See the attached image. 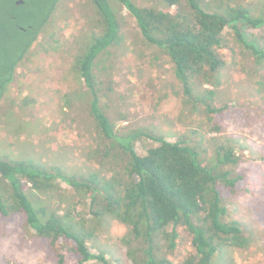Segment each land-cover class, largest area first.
Here are the masks:
<instances>
[{
  "label": "rangeland",
  "instance_id": "rangeland-1",
  "mask_svg": "<svg viewBox=\"0 0 264 264\" xmlns=\"http://www.w3.org/2000/svg\"><path fill=\"white\" fill-rule=\"evenodd\" d=\"M8 1L0 0L1 12L8 9ZM51 2L23 0L16 12L25 11L30 5L34 12L42 13ZM203 2L214 11L222 10L218 9L220 4H229L264 18V0ZM53 8L49 21L38 29L41 33L15 67L12 81L0 100V157L26 159L47 169L57 167L68 174L96 172L109 177L112 166L116 169L118 166L113 158L104 163L97 161L96 149L102 148L103 143L89 114L86 88L71 71L74 56L98 26V14L89 0H57ZM119 15L122 42L111 48L95 69L98 89L102 90L100 108L118 134L135 131L142 134L143 139L135 143L138 150L141 143L145 148L154 147L157 143L152 138L175 142L178 137H186L191 145H201L206 156L212 157L214 139L223 136L235 141L238 164L229 168L230 177L238 180L234 187L224 189L222 204L225 220L237 221L252 232L253 242L246 249H225L214 261L216 264H264V61L256 65L252 52L227 28L219 50L224 61L219 87L208 93L213 87L193 78L187 85L191 94H187L163 50L140 36L127 11L121 9ZM10 19L7 23L4 20L0 44L13 47L12 40L21 37L17 34L19 26H13ZM39 19L29 20V24ZM19 24L28 22L24 18ZM29 24L26 26L31 28ZM241 30L248 43L264 50V25L246 26ZM195 97L210 102L214 109L230 104L215 120L219 133L210 132L204 105L195 102ZM22 100L27 102L21 104ZM58 183L61 189L54 201L64 211L70 208L72 196L68 195L70 189L63 180L59 179ZM244 187L248 192L241 191ZM76 195L82 198L81 194ZM88 202L87 198L76 207L72 224L84 235L96 228L95 235L86 238L90 251L93 254L102 251L112 264H130L119 243L127 228L111 218L101 220L97 226L98 221L89 213ZM177 231L175 248L162 250L167 264H181L193 252L190 235L183 229ZM1 255L8 257L9 264H54L46 240L24 228L23 219L16 215L0 226ZM65 264L75 262L67 257Z\"/></svg>",
  "mask_w": 264,
  "mask_h": 264
},
{
  "label": "trees",
  "instance_id": "trees-1",
  "mask_svg": "<svg viewBox=\"0 0 264 264\" xmlns=\"http://www.w3.org/2000/svg\"><path fill=\"white\" fill-rule=\"evenodd\" d=\"M50 1L42 13L34 12L30 5L25 11L16 12L19 5L15 0L8 1L6 11H0V32L4 20L7 23L10 18L13 26L24 28L18 27L21 38L12 40L13 47L0 44V100L12 81L15 67L41 33L38 29L49 21L57 0ZM89 1L97 11L98 26L74 56L71 71L86 88L89 114L103 143L102 148L96 149L97 161L104 163L113 158L118 168L112 166L109 177L96 172L76 175L57 167L47 169L26 159L0 157V226L14 215L20 216L24 228L46 240L54 264H65L67 257L75 264H112L102 251L93 254L87 246L86 238L95 235L96 228L84 235L72 224L76 207L88 198V210L98 221L97 226L101 220L111 218L127 228L119 243L130 264H167L162 250L175 248L178 229L190 235L193 250L181 264H216L215 257L225 249L248 248L253 242L252 232L237 221L225 220L221 198L224 189L234 187L238 180L230 177L229 168L238 164L235 141L223 136L214 139L212 157L206 156L201 145H191L186 137H178L175 142L152 138L157 143L154 147L145 148L141 143V148L135 149V143L143 136L136 131L120 135L114 130L99 106L102 90L98 89L95 69L103 56L122 42L119 15L122 9L130 14L140 36L167 55L187 94H191L187 85L193 78L210 84L213 88L208 93H212L220 85L224 68L219 53L224 43L223 31L232 30L236 40L252 52L255 64L260 65L264 50L248 43L241 29L264 25V18L229 4H220L218 9L222 10L214 11L203 0ZM138 1L150 5L139 6ZM24 18L28 24L40 19L37 26L35 22L29 28L28 24H19ZM26 102L22 100L21 104ZM195 102L204 105L210 132L219 133L215 120L230 104L214 109L210 102L196 97ZM59 179L69 186L68 195L73 202L69 201L71 206L64 211L54 201L61 189ZM241 191L248 189L244 187ZM7 258L1 255V264H9Z\"/></svg>",
  "mask_w": 264,
  "mask_h": 264
},
{
  "label": "flooded vegetation",
  "instance_id": "flooded-vegetation-1",
  "mask_svg": "<svg viewBox=\"0 0 264 264\" xmlns=\"http://www.w3.org/2000/svg\"><path fill=\"white\" fill-rule=\"evenodd\" d=\"M16 5H22L23 4V0H18L17 2H15ZM38 36V35H37ZM34 42V41H33ZM32 42V43H33Z\"/></svg>",
  "mask_w": 264,
  "mask_h": 264
}]
</instances>
